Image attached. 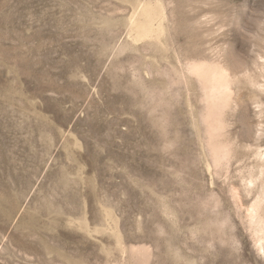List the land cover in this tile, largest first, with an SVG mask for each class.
<instances>
[{"label":"rangeland","instance_id":"rangeland-1","mask_svg":"<svg viewBox=\"0 0 264 264\" xmlns=\"http://www.w3.org/2000/svg\"><path fill=\"white\" fill-rule=\"evenodd\" d=\"M0 264H264V0H0Z\"/></svg>","mask_w":264,"mask_h":264},{"label":"bare ground","instance_id":"bare-ground-1","mask_svg":"<svg viewBox=\"0 0 264 264\" xmlns=\"http://www.w3.org/2000/svg\"><path fill=\"white\" fill-rule=\"evenodd\" d=\"M223 79V78H222ZM228 88L227 84L223 81V82H217L214 86H213V90L214 92L217 93H222L225 92V90Z\"/></svg>","mask_w":264,"mask_h":264}]
</instances>
